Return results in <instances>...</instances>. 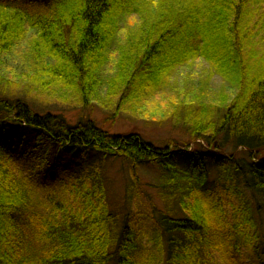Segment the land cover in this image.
<instances>
[{
	"label": "trees",
	"instance_id": "trees-1",
	"mask_svg": "<svg viewBox=\"0 0 264 264\" xmlns=\"http://www.w3.org/2000/svg\"><path fill=\"white\" fill-rule=\"evenodd\" d=\"M200 59L209 69L196 101L168 104L173 123L190 132L184 148L111 133L90 117L71 123L32 102L44 94L46 105L146 116ZM216 76L224 87L214 93ZM225 148L230 157L211 152ZM10 153L33 158L46 176L49 199L38 207L36 174L17 172ZM111 157L167 170L157 261L138 255L132 213L112 207L95 173ZM224 162L223 178L236 176L250 195L232 223L208 186L211 166ZM263 228L264 0H0V264H241L244 245L264 264Z\"/></svg>",
	"mask_w": 264,
	"mask_h": 264
},
{
	"label": "rangeland",
	"instance_id": "rangeland-1",
	"mask_svg": "<svg viewBox=\"0 0 264 264\" xmlns=\"http://www.w3.org/2000/svg\"><path fill=\"white\" fill-rule=\"evenodd\" d=\"M208 64L202 59L197 60L192 66H186L181 68L176 75L178 81V91L172 88H168L163 95L157 98L156 101L150 103L147 106L146 116H134L131 112H122L118 116H113L112 113L104 110L100 105H92L89 108L67 107L62 102H49L51 105H46L44 102L49 99L48 96L37 94L32 95V102L37 103V106H44V110L52 109L57 114L63 115L71 123H76L81 118L90 117L95 122L115 134H126L130 132L138 133L147 142L152 143L157 147H163L168 143H174L179 148H184L186 143L190 142V132L181 126H176L173 121L174 109L168 107L170 102L181 100L185 101L188 105L195 102L196 95L201 81L203 80V74H206ZM209 69V68H208ZM17 81V79H16ZM222 79L216 76L211 83L212 92L220 91L224 86ZM187 86L190 89L185 96L180 95L182 92H186ZM18 87L15 85V88ZM194 87V88H193ZM197 89V90H196ZM213 95V93L211 94ZM210 95V96H211ZM21 133H24L22 131ZM18 142L13 140L10 143V147L17 146ZM196 143L190 144V148L194 149ZM233 150L225 148L221 151L212 149L211 152H218L219 154L230 157ZM11 157L12 166L22 175L36 174L37 184L32 187L33 204L38 207L41 202L49 199V196L41 183H47L45 181L46 176L40 172V169L34 166V160L31 157H18L12 153L8 154ZM236 158L241 160H247L246 155L241 150H238ZM70 161V160H69ZM250 162V160L248 159ZM67 164L68 161H64ZM187 162L184 159H178V163ZM226 162L221 166L213 164L210 168V176L208 186L215 188L220 192L223 201L225 202L227 220L234 222L235 206H243V203L250 198L249 192L244 187L243 182L236 176L234 179L227 180L223 176H229V172H223L226 168ZM95 173H100L105 183L107 184L110 194L109 200L112 203L114 209H127L132 213V219L135 229L138 234V255L141 257H155L156 261L159 256V252L155 246L154 238L157 234V222L163 214L169 212V204L164 199V187L163 178H165L167 170L159 165H145L138 168L132 167L129 162H124L120 158H106L105 160H97L94 164ZM65 173L61 174L65 177ZM232 178V177H231ZM20 181L21 178H19ZM25 182V180H24ZM229 187H232L231 190ZM58 199L62 197L70 199L68 193H58ZM167 195V193L165 194ZM179 208V206L177 207ZM44 212H46L44 210ZM231 230L230 227L227 231ZM264 231V228H263ZM34 239V237L32 238ZM233 250V249H231ZM235 252V250H233ZM42 253V252H41ZM235 256L239 259L241 264H258L259 259L250 252L244 245L240 252Z\"/></svg>",
	"mask_w": 264,
	"mask_h": 264
}]
</instances>
